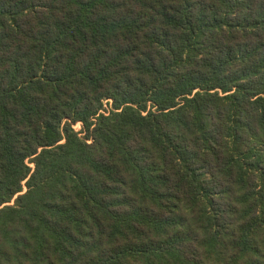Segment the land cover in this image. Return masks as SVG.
Returning a JSON list of instances; mask_svg holds the SVG:
<instances>
[{
	"label": "trees",
	"instance_id": "trees-1",
	"mask_svg": "<svg viewBox=\"0 0 264 264\" xmlns=\"http://www.w3.org/2000/svg\"><path fill=\"white\" fill-rule=\"evenodd\" d=\"M0 264H264V0H0Z\"/></svg>",
	"mask_w": 264,
	"mask_h": 264
},
{
	"label": "rangeland",
	"instance_id": "rangeland-1",
	"mask_svg": "<svg viewBox=\"0 0 264 264\" xmlns=\"http://www.w3.org/2000/svg\"><path fill=\"white\" fill-rule=\"evenodd\" d=\"M75 129H76L77 131H79V130H80V126H79V125H76V126H75Z\"/></svg>",
	"mask_w": 264,
	"mask_h": 264
}]
</instances>
